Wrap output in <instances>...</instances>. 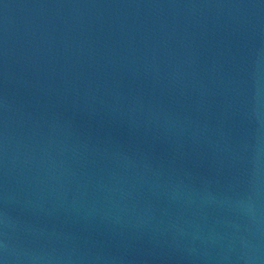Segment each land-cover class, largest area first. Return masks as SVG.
<instances>
[{
  "label": "water",
  "instance_id": "95a60500",
  "mask_svg": "<svg viewBox=\"0 0 264 264\" xmlns=\"http://www.w3.org/2000/svg\"><path fill=\"white\" fill-rule=\"evenodd\" d=\"M0 264H264V0H0Z\"/></svg>",
  "mask_w": 264,
  "mask_h": 264
}]
</instances>
